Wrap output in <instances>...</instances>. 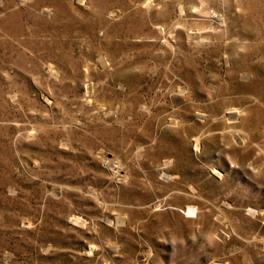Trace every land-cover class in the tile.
<instances>
[{
    "label": "rangeland",
    "instance_id": "1",
    "mask_svg": "<svg viewBox=\"0 0 264 264\" xmlns=\"http://www.w3.org/2000/svg\"><path fill=\"white\" fill-rule=\"evenodd\" d=\"M0 264H264V0H0Z\"/></svg>",
    "mask_w": 264,
    "mask_h": 264
}]
</instances>
